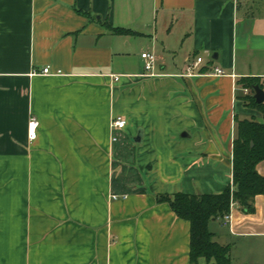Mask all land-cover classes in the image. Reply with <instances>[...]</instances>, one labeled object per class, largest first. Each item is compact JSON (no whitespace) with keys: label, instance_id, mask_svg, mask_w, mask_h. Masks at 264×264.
I'll use <instances>...</instances> for the list:
<instances>
[{"label":"crops","instance_id":"0c3cea01","mask_svg":"<svg viewBox=\"0 0 264 264\" xmlns=\"http://www.w3.org/2000/svg\"><path fill=\"white\" fill-rule=\"evenodd\" d=\"M246 78L264 81V0H0V264H190L157 197L233 188L236 120L262 121ZM254 207L215 241L264 239Z\"/></svg>","mask_w":264,"mask_h":264},{"label":"trees","instance_id":"16d2710c","mask_svg":"<svg viewBox=\"0 0 264 264\" xmlns=\"http://www.w3.org/2000/svg\"><path fill=\"white\" fill-rule=\"evenodd\" d=\"M114 34L128 35L132 31L123 28L111 29ZM241 85L251 94L242 99L246 107L258 111L262 121L236 120V134L233 149V181L222 194L188 195L178 193L173 196L159 195V203H167L182 220L190 225V264H201V260L213 264H231V246L215 241V233L210 230L213 221L221 220L231 212L232 204L240 206L246 214L255 210L256 197L264 195V176L257 168L264 162V103L257 104L253 87L260 85V79H242Z\"/></svg>","mask_w":264,"mask_h":264},{"label":"built area","instance_id":"2783aa9c","mask_svg":"<svg viewBox=\"0 0 264 264\" xmlns=\"http://www.w3.org/2000/svg\"><path fill=\"white\" fill-rule=\"evenodd\" d=\"M141 58L144 61V70L146 71V73L152 74L156 63H157V57L156 54L153 52H144L141 54ZM203 62L202 58H199L196 62L194 67H197L200 63ZM216 75L217 76H223L225 75L223 70L217 69L216 71ZM43 74L44 75H60L61 73H53L51 71V69L49 67L45 68L43 70ZM243 93L244 95H249L251 94V91L249 89H245L243 88ZM127 120L125 117L123 116H118L116 118H113L111 123H110V130L113 134L117 133V132H121L123 130L126 129L127 127ZM38 127H39V122L36 119H31L29 124H28V130H29V137L31 140H35L38 136ZM114 141L116 140L115 135L112 138ZM236 204L233 203L232 204V208H231V212L224 216L222 218L224 225L229 226V228L232 230V221H233V216H232V209L234 208Z\"/></svg>","mask_w":264,"mask_h":264},{"label":"rangeland","instance_id":"374dc122","mask_svg":"<svg viewBox=\"0 0 264 264\" xmlns=\"http://www.w3.org/2000/svg\"><path fill=\"white\" fill-rule=\"evenodd\" d=\"M262 86L264 88V81H262ZM256 114V113H255ZM257 120V117H254ZM252 117L248 120H251ZM124 131V130H123ZM215 232H219L221 235L230 236L228 231L229 228H222L219 221L214 222L211 227ZM232 239V249L230 252L232 261L234 264H254V262L259 260L260 264H264V239L255 238H237L231 236ZM260 248V255L256 252ZM245 259V261H243ZM201 264H213V262H207L201 260Z\"/></svg>","mask_w":264,"mask_h":264},{"label":"water","instance_id":"95a60500","mask_svg":"<svg viewBox=\"0 0 264 264\" xmlns=\"http://www.w3.org/2000/svg\"><path fill=\"white\" fill-rule=\"evenodd\" d=\"M254 97L257 104L261 105L264 103V89L260 87V85H256L253 87ZM144 133L140 131L138 136L134 139L135 143H142L143 142Z\"/></svg>","mask_w":264,"mask_h":264}]
</instances>
